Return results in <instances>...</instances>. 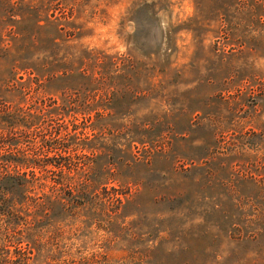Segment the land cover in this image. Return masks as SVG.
<instances>
[{
    "label": "rangeland",
    "instance_id": "obj_1",
    "mask_svg": "<svg viewBox=\"0 0 264 264\" xmlns=\"http://www.w3.org/2000/svg\"><path fill=\"white\" fill-rule=\"evenodd\" d=\"M11 151L0 264H264V0H0Z\"/></svg>",
    "mask_w": 264,
    "mask_h": 264
},
{
    "label": "trees",
    "instance_id": "obj_2",
    "mask_svg": "<svg viewBox=\"0 0 264 264\" xmlns=\"http://www.w3.org/2000/svg\"><path fill=\"white\" fill-rule=\"evenodd\" d=\"M9 114L4 112V115ZM12 123V122H11ZM16 124L12 123L11 131L7 134L11 138L12 142H16V137L12 134ZM22 133V132H20ZM15 144H10L11 147ZM49 146V145H48ZM61 153H64L70 157V152L75 150H70L68 146L63 144H58ZM83 149V148H82ZM46 165L35 163L34 160L26 158H17L16 153L11 151L8 153L7 157L0 162V216L8 217V222L12 221L15 223V219L19 220L21 217L22 210H28L30 203L31 205L36 203L37 198L31 195L32 192L38 188L43 189L45 187L44 183L37 176V169L47 172ZM54 166V165H53ZM64 166V165H63ZM62 165H55L54 168H58L62 172ZM57 184L64 185L61 182ZM35 202V203H33ZM19 210H16V207ZM23 218V217H22ZM24 220V219H23Z\"/></svg>",
    "mask_w": 264,
    "mask_h": 264
}]
</instances>
